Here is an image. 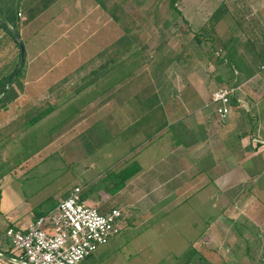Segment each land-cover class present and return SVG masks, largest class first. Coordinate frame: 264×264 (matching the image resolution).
I'll return each mask as SVG.
<instances>
[{"label":"crops","instance_id":"0c3cea01","mask_svg":"<svg viewBox=\"0 0 264 264\" xmlns=\"http://www.w3.org/2000/svg\"><path fill=\"white\" fill-rule=\"evenodd\" d=\"M161 1L0 0V19L18 24L25 47L20 91L14 88L16 96L0 105V149H10L25 131L48 129L55 135L40 151L19 161L13 176L27 174L53 152L63 165L62 174L53 181L0 210V234L7 226L23 228L52 210L74 186L82 188L86 203L101 212L119 208L130 228L140 230L152 227L157 218L155 224H161L169 209L190 203L187 209L199 212L211 202L217 213L210 221L203 219L205 228L194 241L218 234L215 228L224 225L221 209L243 215L256 208L251 198L264 192V0H175L190 5L181 12L173 10L176 16H171L176 20L181 16L185 27L173 34L166 81L155 76L149 92L142 87L135 94L119 91L116 85L129 84L145 68L146 57L145 46L138 48L126 40L115 43L116 12L145 13L151 4L157 11ZM212 1L217 2L212 13L221 8L215 26L221 23V30H205ZM12 2L16 19L7 11L6 5ZM90 25L93 30H85ZM120 30L129 32L126 27ZM102 31L106 37L99 43L86 41ZM197 36L221 38V62L219 56L213 60L205 52L206 45ZM14 41L0 27V80L11 73L19 58ZM127 63L131 72L126 67L117 70ZM228 84L238 91L228 117L220 121L210 105L211 93ZM135 97L157 99L159 105L132 109L127 104ZM178 98L183 110L160 106ZM35 111L33 116L47 113L35 123L30 122L32 116L14 125L21 112ZM12 124L3 135L2 130ZM132 163L139 165V171L114 190V174ZM41 174L45 172L32 178ZM104 176L108 192L104 185L92 186ZM196 223L192 226L197 227ZM0 255L15 259L6 242L0 246ZM0 264L18 263L0 256Z\"/></svg>","mask_w":264,"mask_h":264},{"label":"rangeland","instance_id":"374dc122","mask_svg":"<svg viewBox=\"0 0 264 264\" xmlns=\"http://www.w3.org/2000/svg\"><path fill=\"white\" fill-rule=\"evenodd\" d=\"M146 5V7H149L148 3ZM187 5H190V3L179 2L174 3V7H171L170 0H162L160 2V9L157 11H154V7L151 4V7L146 9L145 13L134 9L129 10L128 13H122L119 10V13L116 12L119 21L115 22V25L121 26L120 29L123 28V30L124 27L129 29V32L128 30L126 31L128 32L126 34L128 40L132 41L138 48L145 46L144 54L146 57L145 68L132 77L129 84L116 85L119 91H128L131 94H135L138 88L142 87L144 92H149L155 86V83L152 81L155 76H159L162 81H166L165 76L168 77L169 59L172 55L170 48L173 43V34L176 31L182 33L181 28L185 27V24L181 21L183 19L181 16H177V20L175 18L172 19L171 16H176V12L173 10L178 8L177 10L181 12V8ZM209 5L210 12L212 13L217 6V2L212 1ZM6 6L7 11L16 19L14 13L16 7L13 6V2ZM207 23L208 20L205 22V25ZM217 23L218 21L214 23L212 30H221V23L215 28ZM90 26V29L85 30H93L94 25ZM118 26L117 28L115 26V30L118 31L114 35L115 43L123 35ZM205 30H208V26H206ZM103 31L97 36L89 35L86 41L99 43L100 39L106 37V33ZM126 32L124 30V34ZM7 34L14 41V38L9 33ZM194 35L196 36L195 33ZM198 39L206 45L205 52L210 53L213 60L219 56L221 62V38H215V40H211L208 37ZM14 42L17 44L16 40ZM2 46L4 52L1 55L4 57L7 54L5 42H2ZM210 46L213 48L211 49ZM18 52L20 57L19 47ZM17 62L13 65L11 72L15 69ZM229 64L232 65L231 62ZM128 65L127 63L116 68L120 71L123 67H126L131 72L132 68ZM230 65L229 70L232 69ZM217 66L218 71L221 73V64H217ZM99 85H101V82ZM14 88H16V91H20L17 85ZM157 102V99L135 97L130 98L127 106L130 105L132 109H146L154 103L159 105ZM160 106L181 108L183 110L184 103L178 98ZM35 113L36 111L27 112V114L21 112L14 125L20 126L22 122L32 117ZM14 125L12 124L9 128H4L5 132L2 130L1 133L4 135ZM47 130L25 131L19 135L20 139L16 143L17 145L14 144L10 149L5 147L0 149L1 211L6 206L15 203L18 198L28 196L31 190L50 183L58 174H62V160L58 153L53 152L48 155L47 159H40L27 174L19 178L13 176L12 170L19 161L26 159V157L32 155L37 150L40 151V148L46 144L47 140L55 135L54 132ZM71 160H74V156ZM70 169V167H67V170L71 171ZM40 172H45V174H41L34 179L32 178L34 174H39ZM64 176L67 177V174H64ZM105 177L102 180L95 181L92 186L104 185V190L108 192L109 190L105 186ZM69 180L72 181L71 179ZM84 189L86 190L87 188ZM47 190L51 191L50 188ZM53 197L54 195L52 194ZM82 198L84 199L83 196ZM251 201V205L256 206V208L251 209L250 212L243 211V215L232 209L222 213L221 209V223L224 225L223 227L215 228L218 229L216 230L218 234H211L208 239L202 237L200 238L201 240L196 241L194 239L198 235H201L200 233L205 228V226H201L205 222L203 219H209L210 221L217 213V210L211 207V202L208 204V209L205 208L204 211L199 212L188 210L187 206L190 203L184 204L179 208L175 207L174 210L172 209V212L169 209L168 212H164L161 224L159 222L155 224L154 219L152 220V227L144 229L141 227L143 230H140L138 226L130 228V224L124 219L125 222L122 225L121 231L110 238L107 243L99 246L96 251L79 264H184L188 257H191L188 264H264V192L252 196ZM193 221L197 222V227L192 226ZM148 225L150 224L146 222V226ZM242 225H246V227H242ZM189 247L195 250L193 256L187 252Z\"/></svg>","mask_w":264,"mask_h":264},{"label":"built area","instance_id":"2783aa9c","mask_svg":"<svg viewBox=\"0 0 264 264\" xmlns=\"http://www.w3.org/2000/svg\"><path fill=\"white\" fill-rule=\"evenodd\" d=\"M261 71L264 72V63ZM237 91V86L228 84L211 93L210 105L220 121L228 117ZM123 223L121 209L101 212L86 203L80 186H74L52 210L25 227L7 226L0 234V246L6 242L15 259L29 264H79L117 235Z\"/></svg>","mask_w":264,"mask_h":264},{"label":"trees","instance_id":"16d2710c","mask_svg":"<svg viewBox=\"0 0 264 264\" xmlns=\"http://www.w3.org/2000/svg\"><path fill=\"white\" fill-rule=\"evenodd\" d=\"M174 2L175 0H170V5L171 7H174ZM180 13V12H179ZM221 16V8H218L208 19V23L206 26H208V30H212V27L214 25V23L216 21H218V19ZM115 19H118L117 17ZM5 21L4 19H0V27H2L3 29H5V31H7V33H9L12 37L13 35L11 34V32L7 29L6 24H4L3 22ZM11 23L8 25L12 26L13 28H15L17 31L19 30V26L17 23L10 21ZM7 23V22H5ZM14 38V37H13ZM15 40V39H14ZM124 40L129 41L127 38L126 34H123L122 36H120V38H118L116 40L117 44H121ZM24 65V63H23ZM23 65L20 68V71L17 75V77L15 78V80L13 81L12 85H10L7 90L5 91V93L3 94V96L0 98V105L5 104L6 102L12 100L16 95H15V90L14 87L15 85L19 86V77L21 75L22 69H23ZM14 71V70H13ZM13 71L8 74L7 76L3 77L0 80V91L1 89L4 87V85L7 83V81L9 80V78L11 77ZM47 113V111H41L39 112L37 115L33 116L32 118H30V122L31 123H35L36 121H38L42 116H44ZM139 171V165L137 163H132L130 164L128 167L124 168L123 170H121L118 173H115L114 175H116V179L117 181V185L115 186L114 190L120 189L126 180H128L129 178H131L133 175H135L137 172ZM187 252H189L192 256L194 255L195 251H193L192 249H190V247L187 249ZM191 257H188L184 264H188L190 262Z\"/></svg>","mask_w":264,"mask_h":264},{"label":"water","instance_id":"95a60500","mask_svg":"<svg viewBox=\"0 0 264 264\" xmlns=\"http://www.w3.org/2000/svg\"><path fill=\"white\" fill-rule=\"evenodd\" d=\"M3 22V21H2ZM4 24H6V27L7 29L11 32V34L13 35L14 39L17 41V44L20 48V57H19V60L17 62V65L11 75V77L9 78V80L7 81V83L4 85V87L1 89L0 91V98L3 96V94L5 93V91L7 90V88L12 85L13 81L15 80V78L17 77L19 71H20V68L21 66L23 65L24 63V59H25V48H24V43H23V40L21 39L20 35H19V32L13 28L12 26L8 25L7 23L3 22ZM8 260H11V261H15L17 262L18 264H29L25 261H21V260H17V259H11L10 257H7V256H3V255H0Z\"/></svg>","mask_w":264,"mask_h":264}]
</instances>
